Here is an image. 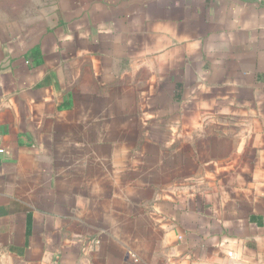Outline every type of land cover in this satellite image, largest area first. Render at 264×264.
<instances>
[{
  "label": "crops",
  "instance_id": "1",
  "mask_svg": "<svg viewBox=\"0 0 264 264\" xmlns=\"http://www.w3.org/2000/svg\"><path fill=\"white\" fill-rule=\"evenodd\" d=\"M0 149V264H264V0L0 22Z\"/></svg>",
  "mask_w": 264,
  "mask_h": 264
},
{
  "label": "rangeland",
  "instance_id": "2",
  "mask_svg": "<svg viewBox=\"0 0 264 264\" xmlns=\"http://www.w3.org/2000/svg\"><path fill=\"white\" fill-rule=\"evenodd\" d=\"M49 8V0H0V22L17 17H27L44 13ZM143 95V91L141 90ZM139 91V96L141 95Z\"/></svg>",
  "mask_w": 264,
  "mask_h": 264
},
{
  "label": "built area",
  "instance_id": "3",
  "mask_svg": "<svg viewBox=\"0 0 264 264\" xmlns=\"http://www.w3.org/2000/svg\"><path fill=\"white\" fill-rule=\"evenodd\" d=\"M3 153V150L0 149V154Z\"/></svg>",
  "mask_w": 264,
  "mask_h": 264
}]
</instances>
